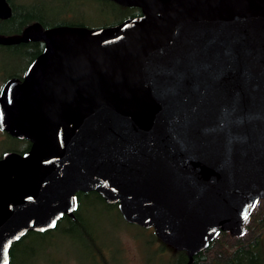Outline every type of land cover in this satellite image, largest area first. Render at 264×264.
<instances>
[{"label": "water", "instance_id": "water-1", "mask_svg": "<svg viewBox=\"0 0 264 264\" xmlns=\"http://www.w3.org/2000/svg\"><path fill=\"white\" fill-rule=\"evenodd\" d=\"M111 1L142 15L38 31L42 54L2 91V128L31 147L0 160V264L79 192L190 260L264 199V0Z\"/></svg>", "mask_w": 264, "mask_h": 264}, {"label": "rangeland", "instance_id": "rangeland-1", "mask_svg": "<svg viewBox=\"0 0 264 264\" xmlns=\"http://www.w3.org/2000/svg\"><path fill=\"white\" fill-rule=\"evenodd\" d=\"M58 1L61 6L62 1L71 3L80 0ZM81 3L80 10L75 12L77 22L81 21L87 27H95L105 19L121 16L110 6H100L90 0ZM67 5L75 9L71 4ZM94 202L85 208L83 219L97 235V244L103 248L102 255L108 264H167L171 251L161 248L159 242L150 243L152 230L129 224L114 209ZM71 233L58 232L52 238L29 239L27 247L30 251L25 253L24 264H98L91 256L87 237L76 228Z\"/></svg>", "mask_w": 264, "mask_h": 264}, {"label": "flooded vegetation", "instance_id": "flooded-vegetation-1", "mask_svg": "<svg viewBox=\"0 0 264 264\" xmlns=\"http://www.w3.org/2000/svg\"><path fill=\"white\" fill-rule=\"evenodd\" d=\"M4 1L9 9V14L5 18H0V38L16 40L27 31L28 39L22 42L0 43V97L8 83H23L30 66L42 54L45 45L41 39L37 38L36 33L38 31L46 32L59 27L89 28L83 22H77L78 18L75 13L76 9L80 10L81 1L85 0L71 3L62 1L61 6V2L58 0ZM104 2L106 0L99 5L105 6L106 3ZM67 4H71L75 9L73 10ZM109 6L115 9L119 15H142L141 10L136 7H127L113 1L109 2ZM131 17H127L124 20ZM122 21L110 26L119 24ZM30 147V141L25 138L12 136L2 128L0 122V160L8 154L23 155L28 152ZM204 255L206 257H202ZM170 256L174 257L172 259L175 262H172L170 257L167 260V264H207L209 258L213 260L212 255L202 253L195 255L197 259L192 258V260L186 254L180 256L175 252H171ZM211 264L218 263L212 262Z\"/></svg>", "mask_w": 264, "mask_h": 264}, {"label": "trees", "instance_id": "trees-1", "mask_svg": "<svg viewBox=\"0 0 264 264\" xmlns=\"http://www.w3.org/2000/svg\"><path fill=\"white\" fill-rule=\"evenodd\" d=\"M95 3H102L105 0H90ZM111 0H106L105 6H109ZM133 17L136 15H121L116 19H105L100 25L91 28H104L112 24L120 22L127 17ZM90 28V27H89ZM77 208L73 212L72 216L69 217L64 215L56 224V227L52 230L35 233L30 232L24 237L19 239L17 242L12 244L9 250V262L8 264H24L25 253L28 250V240L37 238H52L56 233L61 232L62 234H72L74 228L78 230L80 234L87 237L88 243L91 247L92 258L99 263L108 264L105 260V256L102 255L103 248L97 244V235L89 227L90 225L84 221L83 212L88 205L97 201L102 203L109 209H114L118 215L123 219L120 214L117 204L106 203L97 193L89 192L76 194ZM124 220V219H123ZM125 221V220H124ZM127 222V221H125ZM128 223V222H127ZM130 224V223H129ZM144 229V228H143ZM152 230V229H151ZM152 241L159 242L161 248L169 249L171 252H175L180 256L185 255L183 251H177L171 246L161 242L152 230ZM200 254L212 255L208 259L207 264L216 262L218 264H263L264 263V199H260L251 214L246 219L243 225V232L240 235L232 236L228 232H220L219 235L209 244V246L199 252ZM34 254V253H33ZM32 254V255H33ZM33 257V256H32ZM206 257V255L202 256ZM210 257V256H208ZM31 258V257H30ZM174 257H171V261L175 262ZM193 258L197 259V256ZM176 264V263H174ZM203 264V263H202Z\"/></svg>", "mask_w": 264, "mask_h": 264}, {"label": "snow or ice", "instance_id": "snow-or-ice-1", "mask_svg": "<svg viewBox=\"0 0 264 264\" xmlns=\"http://www.w3.org/2000/svg\"><path fill=\"white\" fill-rule=\"evenodd\" d=\"M17 239H18V237H17Z\"/></svg>", "mask_w": 264, "mask_h": 264}]
</instances>
